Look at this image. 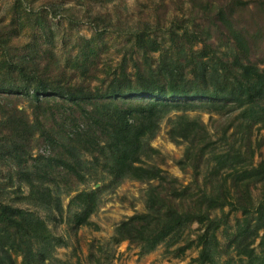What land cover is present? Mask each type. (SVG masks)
Returning <instances> with one entry per match:
<instances>
[{
    "label": "trees",
    "instance_id": "16d2710c",
    "mask_svg": "<svg viewBox=\"0 0 264 264\" xmlns=\"http://www.w3.org/2000/svg\"><path fill=\"white\" fill-rule=\"evenodd\" d=\"M242 4L246 6L245 1L231 0L219 8L218 17L228 32L231 50L228 56L216 57V62L210 65L204 44L187 61L161 59L154 67L134 62L132 72L122 61L104 88L92 90L82 82L73 83L67 71H61L62 78L49 77L34 64H14L26 86L22 90L17 87L19 91L15 94L14 86H0V93L9 96L0 106L3 113L0 131L6 130L0 142V157L13 162L18 179L26 183L29 195L41 206L49 205L51 200L47 182L85 180L89 170L83 155L92 157L93 163L100 164L114 182L125 177L154 180L145 189L144 211L117 224L115 241L128 240L144 249H153L165 240L171 245L178 241L185 226L196 221L202 227L196 242L200 246L199 264L216 262L213 258L217 254L216 230L221 219L210 214L213 209L223 210L228 206L229 211L237 210L242 215L231 240L236 253L245 256L244 264H264L263 237L259 252L253 246L259 231L264 230V161L253 165L255 150L261 142L252 143L253 126L257 123L264 126V69L253 58L251 35L234 18L236 7ZM171 36L182 38L190 44V49L202 42L196 30L186 28L180 36L171 31ZM133 43L145 55L160 47L159 41L146 30L134 33ZM17 94L26 95L30 101L35 116L33 123L19 116L14 105L18 100L11 99V96L17 99ZM51 101L57 106L56 111L48 109ZM42 105L46 106L47 122L40 120L35 112ZM197 105L215 113L239 111L241 118L234 124L232 148L218 156L201 182L200 166L211 143L210 134L194 120L173 125L171 138L180 137L189 142L178 163L182 170L187 166L193 169V189L191 183L182 185L177 177L164 173L157 165L142 164L141 154L164 114ZM34 126L39 131L38 139L50 151L39 158L41 164L28 167L25 146L32 138ZM253 187L260 189L256 202ZM101 189L98 186L80 191L71 199L70 205L75 203L80 207L71 214L74 225L90 223L88 217L97 205V193ZM57 210L61 215L60 205ZM59 241L61 238L54 236L35 213L0 198V264H43L49 249ZM191 244L188 242L178 249L182 252ZM18 255L20 263L16 259Z\"/></svg>",
    "mask_w": 264,
    "mask_h": 264
},
{
    "label": "rangeland",
    "instance_id": "374dc122",
    "mask_svg": "<svg viewBox=\"0 0 264 264\" xmlns=\"http://www.w3.org/2000/svg\"><path fill=\"white\" fill-rule=\"evenodd\" d=\"M230 1L0 0V62L5 61L3 65L0 64V86H14L13 94L19 91L17 87L22 90L26 86L25 79L14 69L16 63L25 66L34 64L40 72L46 71L49 77L62 78L59 75L61 71H67L73 83L82 82L92 90L104 88L122 61L132 72L134 62L154 67L161 59L187 61L206 46L208 64H213L216 57L230 54L229 35L218 17L219 8ZM242 1L246 6L238 5L234 18L251 35L253 58L264 69V0ZM184 28L196 30L202 42L190 49V44L182 38L171 36V31L180 36ZM139 30H146L156 38L159 49L148 51L145 55L134 46V33ZM8 97L0 93V106L6 103ZM11 99L18 100L14 105L19 110V116L33 123V107L26 95L17 94V99L12 96ZM56 107L52 101L48 104V109L53 111H56ZM35 112L40 120L47 122L45 105ZM238 112L215 113L200 105L188 110L169 111L158 120L155 135L144 143L142 164L157 165L164 173L177 177L182 185L191 183L194 189L193 169L187 166L186 170H182L178 163L189 142L180 137L171 138L173 125L194 120L210 134L211 143L204 151L200 166L201 182L218 156L232 148L235 141L232 134L234 124L241 118ZM2 118L0 111V120ZM229 123L232 125L223 131ZM33 130L32 138L25 146L28 167L41 164L39 158L47 156L50 151L38 139L36 126ZM5 132L0 131V142ZM260 142L261 146L253 156V165L264 161V126L260 127L257 123L253 126L252 143L256 145ZM82 158L89 170L85 180L72 178L66 182H47L51 200L49 205L41 206L29 195L26 183L18 179L13 162L0 157L1 200L35 213L45 221L51 233L62 240L49 249L48 258L43 264H199L197 257L200 246L196 242L202 227L196 221L185 226L178 241L171 245L165 240L153 249H144L128 240L116 242L115 227L128 216L144 211L145 189L148 182L154 183V180L138 181L125 177L114 182L100 164L93 163L92 157L83 155ZM98 186H102V189L97 193V205L88 217L90 223L74 225L71 214L80 207L75 203L70 205L71 199L80 191H90ZM252 195L256 202L260 195L259 187L252 188ZM57 205L61 207V215ZM210 216L221 219L216 230L217 254L213 257L216 262L202 264H244L245 256L238 255L231 243L236 222L242 217L240 211H229V207L225 206L223 210L213 209ZM263 232V229L259 231L253 243L256 252L261 248V237L264 240ZM188 242L192 244L180 252L178 247ZM16 259L20 263L19 255Z\"/></svg>",
    "mask_w": 264,
    "mask_h": 264
}]
</instances>
